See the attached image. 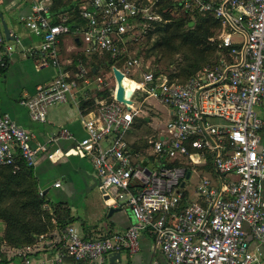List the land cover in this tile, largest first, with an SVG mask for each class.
I'll use <instances>...</instances> for the list:
<instances>
[{
	"label": "built area",
	"instance_id": "1",
	"mask_svg": "<svg viewBox=\"0 0 264 264\" xmlns=\"http://www.w3.org/2000/svg\"><path fill=\"white\" fill-rule=\"evenodd\" d=\"M31 7L25 26L41 38L38 52L45 62L59 68L56 45L68 28L52 25L48 0H22ZM96 9L82 8L87 23L82 33L84 53L127 55L126 35L144 23L159 19V4L172 3L192 16L216 20L220 30L219 58L184 83L170 82L152 71L129 78L141 64L128 58L118 69L138 84L130 104L98 103L95 114L84 121L85 138L69 154L87 157L99 180L101 195L117 199L130 209L135 224L126 231L87 240L78 229L67 226L58 247L38 261L23 264H63L66 258L89 264H112L115 254L139 251L141 232L149 231L162 253L163 264H264L261 252L251 248L249 234L264 246V121L257 107L264 102V0H93ZM13 46L0 27V74L7 67ZM80 68L71 79L59 74L39 86L25 99L29 119L45 123L51 107L65 104L80 81H87ZM139 97L137 101L135 97ZM153 101L167 109L160 137L150 141L151 169L137 167L121 135L130 129L141 105ZM58 138L73 139L68 129ZM111 139L107 146L102 142ZM33 135L0 113V166L18 169V163L34 168L39 154L52 158L46 145L32 146ZM55 138L51 139L50 143ZM179 164L180 166H172ZM210 167L216 179L202 176L195 187L196 200L181 206V183L187 173ZM236 177L231 180L230 177ZM137 185V186H136ZM60 184L56 183L55 187ZM136 186L135 192L130 187ZM117 203V201H115ZM43 236L40 237L42 239ZM116 261V260H114Z\"/></svg>",
	"mask_w": 264,
	"mask_h": 264
},
{
	"label": "crops",
	"instance_id": "2",
	"mask_svg": "<svg viewBox=\"0 0 264 264\" xmlns=\"http://www.w3.org/2000/svg\"><path fill=\"white\" fill-rule=\"evenodd\" d=\"M87 2L88 0H48L50 23L52 21L59 23L65 21L66 23L76 16L79 17L81 9L86 8ZM31 12L30 5L22 0H0V14L8 27L10 36L13 37V40L9 41L13 46L12 55L7 67L0 74V113L7 115L14 123L33 135L32 146L34 148L46 145L48 154H55L52 158H48L46 154L37 156L38 161L33 168L34 176L40 192L46 196L49 204L62 205L66 208L70 216L75 219L72 225L78 229L84 239L94 240L112 233L124 232L135 224V219L124 202L117 199L118 190L112 188L109 191L110 198L103 197L99 190V180L90 160L87 157L69 154L74 144L86 136L84 121L95 114L98 103L105 101L99 99L94 91L103 90L109 77L106 79L103 71L91 76L88 74L86 66L77 61V55L80 52L84 53L81 45L83 33H80L79 29L70 31L69 26L65 23L68 31L60 37L56 45L59 68L53 67L48 60L45 62L38 52L41 38L34 35L24 24V20ZM0 27L2 29L1 20ZM80 34L82 35L80 36ZM80 68L87 72L85 76L87 81H80L81 91L73 92L65 104L51 107L48 110L45 123L32 122L22 102L33 96L39 86L51 83L59 72L73 79L77 76ZM129 80L137 84L133 80ZM110 91L111 97H113L114 91L112 89ZM88 101L93 104L88 103L82 108V105ZM146 103L155 104L150 100L142 104V111L134 118L130 129L121 135V140L126 144L132 161L137 167L150 166L152 151L149 142L156 141L163 130L160 124L156 127L153 126L152 121L156 116L150 117L142 109ZM154 108L158 114L155 105ZM256 109L264 121V102ZM165 110L167 112V109ZM141 119H145V123L142 124ZM62 129H68L73 139L58 138V133ZM148 131H151L150 135ZM53 138L55 140L50 143ZM110 141L109 138L102 142V146H107ZM262 144L264 145V134ZM195 175L197 181L193 188H187L186 184L182 187L186 197H184L181 206L196 200L195 187L202 176H207L212 180L216 179L210 167L196 171ZM235 178L234 176L230 177L231 180ZM185 181L186 178L183 182L186 183ZM56 183H59L60 186L55 187ZM261 202L264 203V189L261 192ZM45 207L49 209L48 205ZM111 208H120V210L110 214ZM3 230L4 225L0 222V241ZM245 230L251 248L258 249L264 256V246L255 245L248 228L245 227ZM41 236H43L42 239H40ZM59 236L60 234L53 230L50 234L37 237L36 244L31 247L7 250L2 246L4 250L2 253H6L4 264H23L25 259L31 261L43 259L52 248L58 247ZM164 262L165 259L156 246L154 237L149 231L143 230L139 251L131 256L127 252H122L120 261L116 260L113 264H163ZM63 264L89 263L66 258Z\"/></svg>",
	"mask_w": 264,
	"mask_h": 264
},
{
	"label": "trees",
	"instance_id": "3",
	"mask_svg": "<svg viewBox=\"0 0 264 264\" xmlns=\"http://www.w3.org/2000/svg\"><path fill=\"white\" fill-rule=\"evenodd\" d=\"M92 1L87 2L86 8L89 10L96 9ZM156 13L159 19L148 22L157 35L154 48L170 54H175L183 48L191 52L190 58L186 59L187 64L181 71L184 80L173 81V78H170V82L184 83L205 66L217 61L221 50L216 39L220 30V25L216 20L197 15L192 16L172 3L159 4ZM137 23L145 24L142 20H138ZM190 23H193L192 27L189 26ZM51 24L60 23L52 21ZM65 24L69 26L70 31L79 29L80 33L87 28V23L80 16L68 20ZM130 33L126 35V40ZM133 40L131 39L129 43L131 44ZM76 58L81 64L90 65L88 74L91 76L101 71L112 72V67L121 69L128 60L127 55L112 57L109 53L93 54L89 60L83 59L79 54ZM155 74L161 75L160 72H155ZM104 87L96 96L110 102L113 100L111 91L106 86ZM88 103L93 104L88 101L82 105V108ZM140 122L145 123V119H141ZM18 166L17 170L8 166H0V222L4 225L0 241V264L6 262L4 259L6 253H2L4 251L2 246L7 250L31 247L36 244L37 237L40 235L50 234L53 230L60 234L63 229L75 222L69 211L62 205L49 204L46 196L39 190L33 168L27 167L23 162H19ZM172 166L180 165H169V167ZM136 186L130 187L132 192L136 191ZM45 205H48L49 209H46Z\"/></svg>",
	"mask_w": 264,
	"mask_h": 264
},
{
	"label": "rangeland",
	"instance_id": "4",
	"mask_svg": "<svg viewBox=\"0 0 264 264\" xmlns=\"http://www.w3.org/2000/svg\"><path fill=\"white\" fill-rule=\"evenodd\" d=\"M82 33V32H81ZM82 34H80L81 36ZM157 35L155 34L153 27L150 23H145L140 25L137 23L136 28L130 33L128 39L126 40V49H127V56L128 58H136L141 64V68L137 72H133V74H129V78L139 81L140 75L147 71H152L156 73H161V75L168 80L173 78V81L184 80L183 76H181V71L187 64V58H190V51L186 48H183L181 51L170 54L166 51H160L158 48H154L155 40ZM134 39L133 42L130 44L129 41ZM83 53V52H82ZM80 53L79 56L83 59H91L92 55H87L85 53ZM86 55V56H85ZM86 69L90 71V65H85ZM123 68V66H122ZM104 73V72H102ZM106 77H109V80H106V87L109 89L115 90V80L112 75V72L104 73ZM130 84V90L128 92V98L132 94L134 90L135 84L131 82L129 79H126ZM105 88V87H104ZM99 90H95L94 93H98ZM137 101H140L139 97H135ZM153 102V101H152ZM155 103V107L158 110V114H156V110L154 105L145 104L143 105L142 109L146 111V114L150 117L156 116L153 119L152 124L153 126H157L160 124L161 128L164 127V124L167 120V112L165 108L161 105ZM148 134H151V131H148ZM197 181V176L192 174L191 177L186 180L185 186L189 189L194 187V184Z\"/></svg>",
	"mask_w": 264,
	"mask_h": 264
},
{
	"label": "water",
	"instance_id": "5",
	"mask_svg": "<svg viewBox=\"0 0 264 264\" xmlns=\"http://www.w3.org/2000/svg\"><path fill=\"white\" fill-rule=\"evenodd\" d=\"M0 20H1V26H2V30H3V34L5 36V39L7 41H12L13 37L10 36V32L8 30V27H7L6 23L4 22L1 14H0ZM189 26L192 27L193 23H190ZM112 73H113V76L115 79V85H116V91H115L116 101L122 102L125 104H130L131 101L125 99L124 88L121 85L122 80L124 79V75L115 67L112 69ZM150 169H151V166H149L148 170H150ZM189 177H190V173H187L186 180H188ZM184 184H185L184 182L181 183V187H184ZM119 210H120V208H117V209L111 208L109 213L112 214L113 212H116ZM114 260L120 261V254L117 253V254L113 255L112 258L110 259V263L113 264Z\"/></svg>",
	"mask_w": 264,
	"mask_h": 264
},
{
	"label": "bare ground",
	"instance_id": "6",
	"mask_svg": "<svg viewBox=\"0 0 264 264\" xmlns=\"http://www.w3.org/2000/svg\"><path fill=\"white\" fill-rule=\"evenodd\" d=\"M126 79H127V77H124V79L122 80L121 85L124 88L125 99L128 100V96L127 95H128L129 90H130V84L128 83V81ZM137 87H138V84H135L134 89H136Z\"/></svg>",
	"mask_w": 264,
	"mask_h": 264
}]
</instances>
